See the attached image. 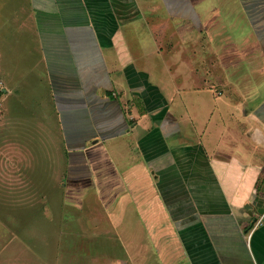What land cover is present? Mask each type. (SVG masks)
<instances>
[{
	"label": "crops",
	"instance_id": "obj_1",
	"mask_svg": "<svg viewBox=\"0 0 264 264\" xmlns=\"http://www.w3.org/2000/svg\"><path fill=\"white\" fill-rule=\"evenodd\" d=\"M25 2L24 17L0 14L3 92L32 100L30 89L19 94L20 85L49 87L69 151L66 196L74 203L94 189L114 205L132 195L153 245L133 243L135 255L119 243L115 258L111 233L103 248L82 253L88 264L101 256L103 264H264V221L257 225L264 216V0H181L188 4L181 20L160 19L139 0ZM190 19L199 31H187ZM139 21L149 29L147 39L137 35L133 44L125 28ZM137 44L156 56L163 55L162 44L169 46L168 88L138 66ZM209 53L224 70L216 82L203 79V68L213 63ZM225 76L238 87L209 89ZM193 103L203 107L188 115L187 143H168L176 133L171 116L186 125L183 115ZM211 124L220 126L219 135ZM179 131L187 134L186 127ZM126 148L134 157L142 152L144 162L126 169ZM114 149L123 154L115 158ZM96 227L89 222L88 235Z\"/></svg>",
	"mask_w": 264,
	"mask_h": 264
},
{
	"label": "rangeland",
	"instance_id": "obj_2",
	"mask_svg": "<svg viewBox=\"0 0 264 264\" xmlns=\"http://www.w3.org/2000/svg\"><path fill=\"white\" fill-rule=\"evenodd\" d=\"M139 1L145 9L146 7L154 9V16H159L160 19L166 20L173 16L181 20L183 13L187 14L183 10L188 4L184 6L180 3L181 0H172L171 4L168 0H156L150 6L146 5L144 0ZM0 4V14L5 16L10 12L11 16L19 12L23 13L22 17H24V13L30 12L25 0H0ZM184 23L187 31L193 33L195 30L199 31L195 19ZM135 28L137 32L134 36ZM125 30L124 33H128L133 44H136L137 35L139 39L145 37L143 39L145 41L149 31L143 21L127 26ZM203 35L206 36V33ZM143 44L151 48L152 43L147 40ZM138 46L139 44L133 45L132 48L133 56L135 57L136 54L139 57V60H136L138 66L149 69L150 80L153 83L168 88L166 82L171 83V79H174L173 74L167 71V60L165 62L164 52L169 50V46L162 44L161 56H156L153 51L145 52L143 47ZM206 57L213 63H208L207 68H203V79L205 82L212 80L216 82L218 78L220 79L219 75H223L224 70H218L219 67L214 63V60L216 61L214 54H206ZM3 61L0 60V63ZM230 83L236 86L234 80L231 82L230 77L225 76L222 77L219 86L208 85L209 89L228 93L232 88ZM19 89L21 95L27 94L30 89L35 98L29 100L24 97L18 99L12 94L7 96V92H3V87L0 85V264H88L90 259L82 253L87 254L86 250L93 247L97 251L98 248L104 247L103 242L107 240L110 242L112 238L113 243L110 244L112 250L115 245L118 247L121 243L127 251L135 255L139 253V249L133 243L143 240L141 243L151 244L135 205V197L132 195L123 194L118 197L114 205H106L103 198L97 196L98 190L92 189L86 196L74 199V203L70 201L71 197L66 196L65 186H62L66 178L68 183L69 177L66 176L69 170L67 154L69 151L66 150L68 145L61 136L57 117L55 122L54 101L47 99L49 87L33 82L31 86L28 83L22 84ZM192 93L196 95L195 91ZM184 94L185 91L182 89L181 97ZM194 104L188 113L183 115L184 120L186 118L187 121L186 125L182 120L178 122V117L170 115L176 133L175 137H167L168 143L176 146L187 143L189 132L190 134L193 132L188 115L199 114L200 112L196 110L203 107L200 103ZM180 106L177 101V109L182 112ZM48 111H50L49 115ZM185 127L187 134L179 131V128ZM211 128L216 135H219V125H212ZM118 151L123 154V151L114 149L112 154L115 158ZM126 151L128 152L126 158L131 160V164L126 169L136 164L133 163L134 160L144 162L142 152L139 150L140 154L137 153L136 157L128 148ZM70 192L74 194L73 191ZM263 221L264 218L261 223ZM89 222L97 224L96 229L90 230V235H88L89 230L86 229ZM93 240L96 241L94 242L96 245H93ZM99 241L100 245L97 244ZM146 249H150L149 246H145L144 250ZM114 250L117 254L112 253L113 257H120V248ZM101 257L95 258L96 264H103V261L99 260ZM110 261L115 264L120 263L111 259ZM90 263L94 264V261Z\"/></svg>",
	"mask_w": 264,
	"mask_h": 264
},
{
	"label": "built area",
	"instance_id": "obj_3",
	"mask_svg": "<svg viewBox=\"0 0 264 264\" xmlns=\"http://www.w3.org/2000/svg\"><path fill=\"white\" fill-rule=\"evenodd\" d=\"M263 218H264V216H262V217L259 219V221L257 222V225L260 224V223L262 222Z\"/></svg>",
	"mask_w": 264,
	"mask_h": 264
},
{
	"label": "trees",
	"instance_id": "obj_4",
	"mask_svg": "<svg viewBox=\"0 0 264 264\" xmlns=\"http://www.w3.org/2000/svg\"><path fill=\"white\" fill-rule=\"evenodd\" d=\"M145 110V109H144ZM144 110H142V111H144Z\"/></svg>",
	"mask_w": 264,
	"mask_h": 264
}]
</instances>
